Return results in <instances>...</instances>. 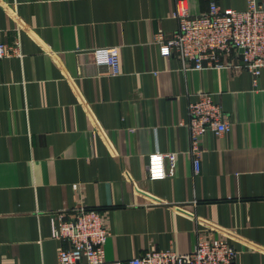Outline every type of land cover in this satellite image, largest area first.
<instances>
[{"label":"crops","instance_id":"crops-1","mask_svg":"<svg viewBox=\"0 0 264 264\" xmlns=\"http://www.w3.org/2000/svg\"><path fill=\"white\" fill-rule=\"evenodd\" d=\"M181 0H0V36L21 56L0 59V264H58L54 216L103 213L108 261L189 252L197 232L226 237L235 264H264V69L184 70L154 34L178 28ZM263 3L264 0H256ZM245 10L248 0H184ZM118 46L111 76L92 49ZM209 92L231 129L201 139L195 172L182 125ZM166 177H148L151 152ZM78 264H88L84 261Z\"/></svg>","mask_w":264,"mask_h":264},{"label":"built area","instance_id":"built-area-1","mask_svg":"<svg viewBox=\"0 0 264 264\" xmlns=\"http://www.w3.org/2000/svg\"><path fill=\"white\" fill-rule=\"evenodd\" d=\"M245 10L222 8L211 3L200 14H191L184 0L177 3L173 16L179 25L168 35L162 29L154 34L163 56L172 54L182 62L184 70L234 69L247 70L257 85L264 69V2L248 0ZM99 65L107 68L111 76L121 74V58L118 46L92 49ZM19 42L7 43L0 36V59L21 56ZM188 104L187 120L182 122L188 130L190 152L194 155L195 172L200 171L203 152L202 137L207 132L221 135L231 129L224 118L220 104L211 93L199 94ZM176 152H151L148 156V177H166L165 158H173ZM53 236L66 241L69 246L58 250V264H123L108 261L105 244L111 235L104 222L103 213L96 208L81 206L73 217L64 212L54 216ZM196 243L189 252L173 249L147 251L129 260V264H235L237 248L226 237L207 236L197 232Z\"/></svg>","mask_w":264,"mask_h":264}]
</instances>
